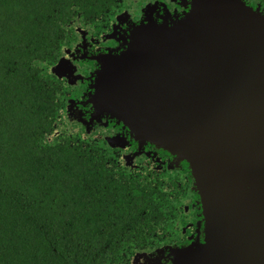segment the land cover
<instances>
[{"label": "water", "instance_id": "water-1", "mask_svg": "<svg viewBox=\"0 0 264 264\" xmlns=\"http://www.w3.org/2000/svg\"><path fill=\"white\" fill-rule=\"evenodd\" d=\"M190 6L136 27L104 58L89 102L189 165L204 242L172 249L173 264H264V12L244 0Z\"/></svg>", "mask_w": 264, "mask_h": 264}, {"label": "trees", "instance_id": "trees-1", "mask_svg": "<svg viewBox=\"0 0 264 264\" xmlns=\"http://www.w3.org/2000/svg\"><path fill=\"white\" fill-rule=\"evenodd\" d=\"M114 2L0 0V264H108L153 232L154 193L49 140L62 99L44 62L71 21Z\"/></svg>", "mask_w": 264, "mask_h": 264}, {"label": "flooded vegetation", "instance_id": "flooded-vegetation-1", "mask_svg": "<svg viewBox=\"0 0 264 264\" xmlns=\"http://www.w3.org/2000/svg\"><path fill=\"white\" fill-rule=\"evenodd\" d=\"M244 1L264 12V0ZM190 4L191 0H115L98 15L71 21L54 59L44 62L47 74L60 85L57 95L62 99L49 140L81 146L80 150L116 177L134 180L155 195L153 232L141 235L133 245L116 244L108 264H173L172 249L204 242L202 206L189 165L168 151L135 140L116 120L94 116L89 102L104 58L120 55L132 31L142 23L177 21L190 10ZM104 246L111 245L105 242Z\"/></svg>", "mask_w": 264, "mask_h": 264}]
</instances>
